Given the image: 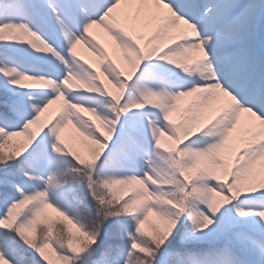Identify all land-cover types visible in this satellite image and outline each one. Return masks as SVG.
Instances as JSON below:
<instances>
[{
  "label": "snow or ice",
  "instance_id": "1",
  "mask_svg": "<svg viewBox=\"0 0 264 264\" xmlns=\"http://www.w3.org/2000/svg\"><path fill=\"white\" fill-rule=\"evenodd\" d=\"M0 264H264V0H0Z\"/></svg>",
  "mask_w": 264,
  "mask_h": 264
},
{
  "label": "rangeland",
  "instance_id": "2",
  "mask_svg": "<svg viewBox=\"0 0 264 264\" xmlns=\"http://www.w3.org/2000/svg\"><path fill=\"white\" fill-rule=\"evenodd\" d=\"M84 53L86 56L90 55V53L87 52V49H84Z\"/></svg>",
  "mask_w": 264,
  "mask_h": 264
}]
</instances>
